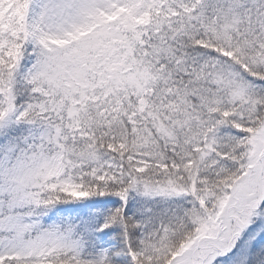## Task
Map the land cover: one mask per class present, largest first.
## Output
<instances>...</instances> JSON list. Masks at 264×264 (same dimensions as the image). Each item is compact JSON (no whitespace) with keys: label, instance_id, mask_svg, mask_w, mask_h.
Returning <instances> with one entry per match:
<instances>
[{"label":"snow or ice","instance_id":"1","mask_svg":"<svg viewBox=\"0 0 264 264\" xmlns=\"http://www.w3.org/2000/svg\"><path fill=\"white\" fill-rule=\"evenodd\" d=\"M0 264H264V0H0Z\"/></svg>","mask_w":264,"mask_h":264}]
</instances>
